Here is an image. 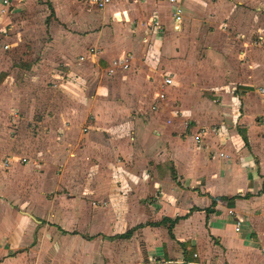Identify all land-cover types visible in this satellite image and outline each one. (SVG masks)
I'll return each mask as SVG.
<instances>
[{"label":"crops","instance_id":"obj_1","mask_svg":"<svg viewBox=\"0 0 264 264\" xmlns=\"http://www.w3.org/2000/svg\"><path fill=\"white\" fill-rule=\"evenodd\" d=\"M179 2L178 31L155 0L0 14L3 81L30 60L81 102L39 123L37 161L0 155V264H264V0Z\"/></svg>","mask_w":264,"mask_h":264},{"label":"rangeland","instance_id":"obj_2","mask_svg":"<svg viewBox=\"0 0 264 264\" xmlns=\"http://www.w3.org/2000/svg\"><path fill=\"white\" fill-rule=\"evenodd\" d=\"M163 12H169V9L165 8ZM26 51L28 54L33 51V47L30 46ZM13 53H7L8 57ZM5 59L0 63L2 81L5 61L8 60ZM29 62L16 65L15 68L19 70L14 71V83L3 81L4 84L0 86V155L28 156L37 161L41 133L39 123L51 117L52 121L55 115L61 116L60 113H66L81 102L76 98L79 95L75 94L71 86L64 84L63 79L56 86L51 80L43 79L42 82L25 74L23 70H31Z\"/></svg>","mask_w":264,"mask_h":264},{"label":"built area","instance_id":"obj_3","mask_svg":"<svg viewBox=\"0 0 264 264\" xmlns=\"http://www.w3.org/2000/svg\"><path fill=\"white\" fill-rule=\"evenodd\" d=\"M117 0H90L91 4L93 6H95L97 9L99 10H105L108 6H110L113 2H115ZM129 3H136L139 2L141 0H123ZM156 2H162V3H170L172 5H176V9L175 12L173 14L174 17V21H175V31L180 30V24L183 21V11H182V7L180 6V2L179 0H155ZM12 2L13 0H3V6L0 9V14L1 15H5L8 16L11 14V8H12ZM22 2V0H20V3ZM153 27L156 28V32L155 35L157 37L162 38L164 36V26L163 24L157 20L153 23ZM13 31V27H9L8 30L5 31V36H7L9 33H11ZM10 48V46L8 44H6L4 46L5 50H8ZM114 66L115 68H117L118 66H122L124 69H128L130 67L129 63H123V62H119L118 60H116L114 62ZM115 68L111 69L110 74H113L115 72ZM173 84V78L171 77V75H164L163 79H162V86L163 87H167V86H171ZM260 92L262 94H264V89L261 88ZM165 94L161 93L160 98L164 99L165 98ZM185 127L189 126V121H185L184 122ZM213 133L215 134H219V129L217 127H214L212 129ZM198 142H200V140H198ZM221 156H224V154H221ZM16 158L14 156H10L8 157L4 162L5 165L8 166V164H10L11 162L15 161ZM22 163H28V159L23 158L21 159ZM232 215H234L233 212H230ZM237 230H240V222L237 223Z\"/></svg>","mask_w":264,"mask_h":264}]
</instances>
